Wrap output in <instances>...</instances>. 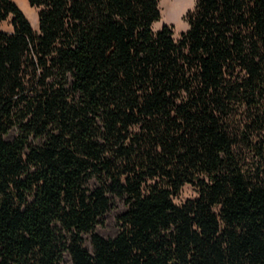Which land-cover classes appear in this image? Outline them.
<instances>
[{
	"label": "trees",
	"instance_id": "trees-1",
	"mask_svg": "<svg viewBox=\"0 0 264 264\" xmlns=\"http://www.w3.org/2000/svg\"><path fill=\"white\" fill-rule=\"evenodd\" d=\"M27 1L38 30L0 0V264H264V0H196L177 38L159 0Z\"/></svg>",
	"mask_w": 264,
	"mask_h": 264
},
{
	"label": "rangeland",
	"instance_id": "rangeland-1",
	"mask_svg": "<svg viewBox=\"0 0 264 264\" xmlns=\"http://www.w3.org/2000/svg\"><path fill=\"white\" fill-rule=\"evenodd\" d=\"M178 1L183 2L182 0ZM13 2L27 18L32 28L38 30V8L31 6L26 0H13ZM195 2L196 0H188L187 4L182 5L176 14L170 16L166 12L164 1L159 0L158 7L160 10V19L152 24V29L157 31L162 27V25L167 24L172 27L173 37L177 38L180 32L185 31L188 28L185 15L187 11L194 8ZM10 21L11 16L1 23L0 28L4 31L11 32L12 25ZM196 196V187L187 183L182 187L178 195L174 197V201L175 203L180 204L186 199L194 198ZM123 208V204L120 201H116L115 204L102 216V222L97 224L96 232L105 238L114 236L118 231L116 217L123 210ZM61 264H71L70 257L65 255Z\"/></svg>",
	"mask_w": 264,
	"mask_h": 264
},
{
	"label": "bare ground",
	"instance_id": "bare-ground-1",
	"mask_svg": "<svg viewBox=\"0 0 264 264\" xmlns=\"http://www.w3.org/2000/svg\"><path fill=\"white\" fill-rule=\"evenodd\" d=\"M163 1L165 3L166 12L170 16L176 14L179 11V8L182 5L187 4V2H188V0L187 1L186 0H182L183 2L178 1V0H163Z\"/></svg>",
	"mask_w": 264,
	"mask_h": 264
}]
</instances>
